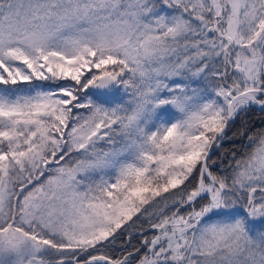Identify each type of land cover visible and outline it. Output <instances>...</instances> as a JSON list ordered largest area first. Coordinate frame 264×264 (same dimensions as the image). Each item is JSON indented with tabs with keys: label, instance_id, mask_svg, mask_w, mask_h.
I'll return each instance as SVG.
<instances>
[{
	"label": "snow or ice",
	"instance_id": "snow-or-ice-1",
	"mask_svg": "<svg viewBox=\"0 0 264 264\" xmlns=\"http://www.w3.org/2000/svg\"><path fill=\"white\" fill-rule=\"evenodd\" d=\"M257 110L264 0H0V264H264Z\"/></svg>",
	"mask_w": 264,
	"mask_h": 264
},
{
	"label": "trees",
	"instance_id": "trees-1",
	"mask_svg": "<svg viewBox=\"0 0 264 264\" xmlns=\"http://www.w3.org/2000/svg\"><path fill=\"white\" fill-rule=\"evenodd\" d=\"M248 120L253 130L264 127V114L260 113L258 110L250 112ZM240 126H241V121L237 120L235 124H233L231 128L229 129V139L225 141V143L219 150H216L213 153V158L217 160V166L213 168V171L218 170V167L221 162V158H223L225 164L227 163V160L229 158L228 156L229 150L237 151V150L242 149V147L247 144V141L239 135H237L234 139L232 138V133L238 132V130L240 129ZM133 242L138 244L139 237L138 236L134 237ZM117 245L118 247L116 246V248H114V251L116 252L117 255H119L120 248L122 247V245L119 241L117 242Z\"/></svg>",
	"mask_w": 264,
	"mask_h": 264
},
{
	"label": "rangeland",
	"instance_id": "rangeland-1",
	"mask_svg": "<svg viewBox=\"0 0 264 264\" xmlns=\"http://www.w3.org/2000/svg\"><path fill=\"white\" fill-rule=\"evenodd\" d=\"M123 96V93L122 92H119V93H117L116 94V98L119 100L121 97ZM124 99H127V97H123ZM81 112H83V110H80ZM244 150V146L242 147V149H240V150H237L236 152H237V154H239L240 152H242ZM116 246H118L117 245V243H116V245L114 246V248H116ZM113 254L115 255L116 254V252L114 251V249H113Z\"/></svg>",
	"mask_w": 264,
	"mask_h": 264
}]
</instances>
